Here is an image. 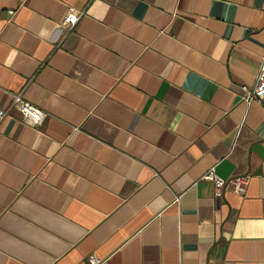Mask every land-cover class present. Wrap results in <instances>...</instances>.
I'll list each match as a JSON object with an SVG mask.
<instances>
[{"label": "crops", "instance_id": "obj_1", "mask_svg": "<svg viewBox=\"0 0 264 264\" xmlns=\"http://www.w3.org/2000/svg\"><path fill=\"white\" fill-rule=\"evenodd\" d=\"M262 58L264 0H0V264H264Z\"/></svg>", "mask_w": 264, "mask_h": 264}, {"label": "built area", "instance_id": "obj_2", "mask_svg": "<svg viewBox=\"0 0 264 264\" xmlns=\"http://www.w3.org/2000/svg\"><path fill=\"white\" fill-rule=\"evenodd\" d=\"M9 14L12 15L13 12L9 11ZM83 15V10H78L74 7L69 6L65 11L62 20L58 24V28L64 30V34L71 32L76 27ZM242 89L245 92L247 102H256L258 104L262 103V101L264 100V58L260 60L257 74L252 86H243ZM10 110L17 111V113L19 114V120L24 125L30 128H37L41 126L46 117L45 112H43L37 106H34L33 104L23 99L21 94H11V103L9 108L5 110L0 109V121L9 115ZM202 180H206L212 183L214 200L220 198L225 185H229L230 189L234 193L242 194L248 183V177L246 176L223 180L215 174L213 167L210 168L202 176ZM177 201L178 198L175 199V203H177ZM87 261L89 264H103V261L98 259L94 255H89Z\"/></svg>", "mask_w": 264, "mask_h": 264}]
</instances>
